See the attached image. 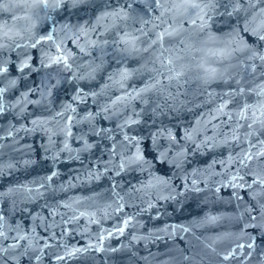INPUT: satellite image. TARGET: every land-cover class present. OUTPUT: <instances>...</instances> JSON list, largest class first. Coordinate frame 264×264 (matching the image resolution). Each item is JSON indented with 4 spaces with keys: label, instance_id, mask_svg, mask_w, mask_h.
<instances>
[{
    "label": "water",
    "instance_id": "water-1",
    "mask_svg": "<svg viewBox=\"0 0 264 264\" xmlns=\"http://www.w3.org/2000/svg\"><path fill=\"white\" fill-rule=\"evenodd\" d=\"M128 2L0 0L5 264H264V0Z\"/></svg>",
    "mask_w": 264,
    "mask_h": 264
},
{
    "label": "snow or ice",
    "instance_id": "snow-or-ice-1",
    "mask_svg": "<svg viewBox=\"0 0 264 264\" xmlns=\"http://www.w3.org/2000/svg\"><path fill=\"white\" fill-rule=\"evenodd\" d=\"M70 3H72L73 5L79 4L82 2V0H69ZM140 2L144 5L145 10L148 9V7L151 4H155L156 0H129L127 8L129 11H134V9L132 8V5ZM232 2H234L236 4V7L233 8L232 12H227V15H232L234 12L239 10L240 7V3L239 0H232ZM56 7H59V5H55ZM123 15H127L126 12L123 13ZM257 16L254 15L252 17V20L249 21V23L251 24L252 22L256 21ZM245 32H250V34L255 37L258 41H264V18H261L259 21V24L256 27H248L246 26L244 28ZM47 39H51V37H47ZM242 40V38H241ZM18 46V45H17ZM8 47V46H6ZM239 51H247L250 53L249 59L252 61L255 60H259L261 62V66L264 67V53L259 52L258 50H256L252 45H248V44H244L242 48L240 49H236ZM66 63V61H65ZM251 68H253L254 70V65H250ZM6 71V68H2L0 67V72ZM3 90L0 89V94H2ZM3 111V107L0 106V112ZM260 155H264V153H261ZM253 157L251 155H247L245 159H252ZM160 159V162L163 163L164 159L163 158H158ZM56 173L53 172L51 176L47 177L48 180L52 179V176H55ZM235 179V178H234ZM257 181H254V183ZM259 183L264 184V178H261L259 181ZM233 187H236L235 184L232 185ZM242 186V185H241ZM249 212V219L251 221V224L249 226L256 228V229H260L261 231L257 232V236H251L249 235V242L247 244V247L249 249V255L251 254V251L256 247V238L259 237V239L264 242V222H257V218L254 216H251V209H248ZM216 219H218V217H214V216H210L207 218L208 222L210 223H214L216 221ZM261 220L264 221V205L261 206ZM121 232L123 231V229L120 230ZM0 235H2V233H0ZM238 247L243 248L245 247V245L241 244L238 245ZM16 249H17V245H13L11 248H4L3 246H0V264H5L6 260H11L13 257L12 256H6L5 253H16ZM27 254V249H24V251L22 253H20V255H26ZM232 256H235V253L232 254ZM36 260H39V256L34 257ZM232 257L229 256H225L223 257V259L227 260L230 259ZM59 259V257H58ZM17 264H19V260L17 259Z\"/></svg>",
    "mask_w": 264,
    "mask_h": 264
}]
</instances>
